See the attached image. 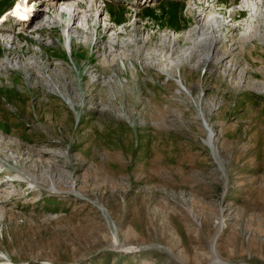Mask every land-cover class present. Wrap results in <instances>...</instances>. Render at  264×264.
Wrapping results in <instances>:
<instances>
[{
	"label": "rangeland",
	"instance_id": "1",
	"mask_svg": "<svg viewBox=\"0 0 264 264\" xmlns=\"http://www.w3.org/2000/svg\"><path fill=\"white\" fill-rule=\"evenodd\" d=\"M97 1L0 0V264H264V0Z\"/></svg>",
	"mask_w": 264,
	"mask_h": 264
},
{
	"label": "bare ground",
	"instance_id": "2",
	"mask_svg": "<svg viewBox=\"0 0 264 264\" xmlns=\"http://www.w3.org/2000/svg\"><path fill=\"white\" fill-rule=\"evenodd\" d=\"M76 0H57V2L56 3H54V4H58L59 3V6H62V7H60V8H58V10H55L56 11V15L59 17V18H63V19H68V21L69 22H72L74 19L73 18H75L76 16H77V14L79 13L78 12V10L79 9H81V6H80V4L82 3V2H84L85 0H81V1H79V2H75ZM65 2H68V3H65ZM134 2V1H133ZM205 3H207L208 2V0H205L204 1ZM249 2V1H248ZM259 2H260V0H259ZM258 2V3H259ZM80 3V4H79ZM86 3V2H85ZM91 3H92V5H91V7H93V11H92V15H93V22L94 23H96L97 22V20H98V17L100 16L99 14H98V10H99V6H98V1L97 0H91ZM102 3L104 4V9H103V11L104 12H106V14L108 15V13H107V11H106V8H105V3H104V1H102ZM210 3L211 4H214L213 3V1H210ZM23 4V0H21L20 2H19V5L20 6H17L16 8H15V10L13 11V12H11V13H8V14H6V17L3 19L4 21L5 20H8V19H13V23H11L8 27L10 28V27H13V26H15L14 28H13V31L15 30V28H20L21 26L23 27V28H26L28 25H29V23H30V21L33 19V17H34V14H31L30 15V17L28 18V19H26V20H22L23 18H25L26 16H27V13L28 12H25V11H22V9H23V6L24 5H22ZM54 4L52 5V6H50L51 8H54L55 6H54ZM205 5V4H204ZM209 6V5H208ZM49 7V6H48ZM48 7H46V8H48ZM211 7V6H210ZM24 9H26V8H24ZM32 9H35V8H29V10L31 11ZM55 9V8H54ZM28 11V10H27ZM247 11L248 10H243L242 12L243 13H247ZM103 12V13H104ZM245 15V14H244ZM48 17V16H47ZM210 25L209 26H207V28L205 29L206 31H207V33L205 32V30H204V32H203V34L207 37V41L209 40L210 42H212V41H215V39L217 40V38H216V36H215V31H216V27H217V21H216V19H214L213 18V15L211 14L210 16ZM208 17V18H209ZM46 18V17H45ZM58 18V19H59ZM47 19V18H46ZM48 19H49V17H48ZM16 20V21H15ZM60 20V19H59ZM3 21V22H4ZM85 22V20H83V23ZM2 23V22H1ZM0 23V24H1ZM57 23V22H56ZM82 23V22H81ZM44 26H45V24H43ZM82 25H85V24H82ZM8 27H6V28H8ZM21 27V28H22ZM85 27V26H84ZM2 28H5V27H2ZM39 28H42V27H40V24L39 25H36L35 27H33V29H31V30H33L34 32L35 31H37V30H39ZM27 29H28V27H27ZM65 29V30H64ZM70 27L67 25V26H64V28H63V34L65 35V42H66V46L67 47H70V44H71V40L68 38V35L71 33L70 32ZM76 33V34H79V32H82V31H80V30H78L77 28H75L74 29V31L72 32V33ZM11 35L10 34H6V33H4V32H0V41L3 43V44H11L12 43V40L14 39H16L17 37L15 36V37H10ZM79 37V36H78Z\"/></svg>",
	"mask_w": 264,
	"mask_h": 264
},
{
	"label": "water",
	"instance_id": "3",
	"mask_svg": "<svg viewBox=\"0 0 264 264\" xmlns=\"http://www.w3.org/2000/svg\"><path fill=\"white\" fill-rule=\"evenodd\" d=\"M206 129H207V131L209 132V128L206 127Z\"/></svg>",
	"mask_w": 264,
	"mask_h": 264
}]
</instances>
